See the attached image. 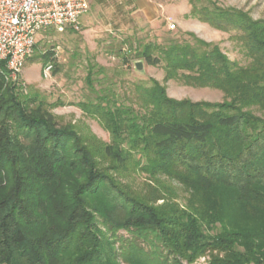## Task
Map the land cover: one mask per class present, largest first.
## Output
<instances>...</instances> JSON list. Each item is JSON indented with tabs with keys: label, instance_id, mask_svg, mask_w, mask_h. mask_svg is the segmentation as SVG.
Segmentation results:
<instances>
[{
	"label": "trees",
	"instance_id": "16d2710c",
	"mask_svg": "<svg viewBox=\"0 0 264 264\" xmlns=\"http://www.w3.org/2000/svg\"><path fill=\"white\" fill-rule=\"evenodd\" d=\"M191 4L193 17L237 32L250 64L193 34L194 44L145 45L137 61L225 100L178 101L151 81L139 87V111L83 103L109 145L60 125L1 65L0 264H264V20ZM129 166L151 194L119 179ZM162 178L185 190L184 205Z\"/></svg>",
	"mask_w": 264,
	"mask_h": 264
},
{
	"label": "rangeland",
	"instance_id": "374dc122",
	"mask_svg": "<svg viewBox=\"0 0 264 264\" xmlns=\"http://www.w3.org/2000/svg\"><path fill=\"white\" fill-rule=\"evenodd\" d=\"M192 1L198 7L236 9L254 20H264V0H111L99 8L100 12L91 7L81 18L79 29L40 33L18 82L23 93L45 101L60 125L73 126L92 145H109L112 138L97 119L83 112L81 105L86 102L103 99L104 105L112 109L124 106L139 111V87H148L151 81L164 85L168 96L178 101L224 102L220 90L191 86L183 79L166 80L163 64L155 67L136 60L145 45L167 46L173 40L194 44L190 36L193 34L217 45L239 66L250 64L237 32L217 30L193 17ZM45 53L53 54L52 62L43 61L41 55ZM137 62L143 63L141 71L136 68ZM48 65L53 68L46 74ZM119 179L139 195L148 196L154 190L148 176L131 166ZM162 183L174 190L180 204H185L187 193L179 184L166 178H162ZM120 235L130 238L125 232ZM206 261L208 258L198 263Z\"/></svg>",
	"mask_w": 264,
	"mask_h": 264
},
{
	"label": "built area",
	"instance_id": "2783aa9c",
	"mask_svg": "<svg viewBox=\"0 0 264 264\" xmlns=\"http://www.w3.org/2000/svg\"><path fill=\"white\" fill-rule=\"evenodd\" d=\"M89 11L88 0H0V67L4 64L10 80L18 82L40 33L79 29Z\"/></svg>",
	"mask_w": 264,
	"mask_h": 264
},
{
	"label": "crops",
	"instance_id": "0c3cea01",
	"mask_svg": "<svg viewBox=\"0 0 264 264\" xmlns=\"http://www.w3.org/2000/svg\"><path fill=\"white\" fill-rule=\"evenodd\" d=\"M88 1L90 4V8L93 7L95 10L97 9L100 12L101 10H99V8L109 5V2L111 0H88Z\"/></svg>",
	"mask_w": 264,
	"mask_h": 264
},
{
	"label": "water",
	"instance_id": "95a60500",
	"mask_svg": "<svg viewBox=\"0 0 264 264\" xmlns=\"http://www.w3.org/2000/svg\"><path fill=\"white\" fill-rule=\"evenodd\" d=\"M136 68H137L139 71H141L142 68H143V63H142V62H137V63H136Z\"/></svg>",
	"mask_w": 264,
	"mask_h": 264
}]
</instances>
